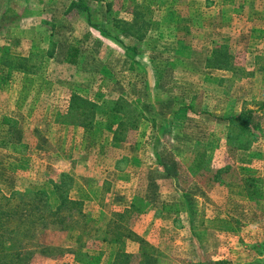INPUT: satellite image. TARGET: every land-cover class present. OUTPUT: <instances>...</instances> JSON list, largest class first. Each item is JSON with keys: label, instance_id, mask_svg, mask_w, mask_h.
<instances>
[{"label": "rangeland", "instance_id": "1", "mask_svg": "<svg viewBox=\"0 0 264 264\" xmlns=\"http://www.w3.org/2000/svg\"><path fill=\"white\" fill-rule=\"evenodd\" d=\"M106 2L109 12L104 3L94 8L109 28L138 13L137 27L146 24L141 42L119 26L111 36L84 39L88 28L66 13L69 0H0V19L9 10L17 17L14 25L8 18L0 23V60L14 52L33 66L25 73L0 65V120L19 121L15 129L0 125V206L20 193L7 206L18 212L5 222L6 231L19 233L2 239L4 249L29 252L28 264H110L118 246L102 244L101 234L114 213L134 205L131 228L155 248L157 264H260L264 200L250 197L241 179L261 174L264 114L255 113L261 134L248 152L226 147L222 119L240 106L258 110L264 103V0ZM70 43L84 53L78 67L61 61ZM135 44L138 53L130 58L126 48ZM222 44L234 58L233 72L208 77L205 58ZM50 50L54 59L43 58ZM72 93L104 108L125 98L144 119L113 148L105 117L96 116L91 130L63 123L72 119L65 111ZM188 103L205 117L178 114L171 121ZM203 151L211 158L209 172L221 170L217 182L189 172ZM62 174L71 177L65 187L82 208L64 207L61 224L35 225L22 235L26 226L17 220L29 210L24 192H47L54 210L53 186ZM165 202L179 204L174 217L162 215Z\"/></svg>", "mask_w": 264, "mask_h": 264}, {"label": "trees", "instance_id": "2", "mask_svg": "<svg viewBox=\"0 0 264 264\" xmlns=\"http://www.w3.org/2000/svg\"><path fill=\"white\" fill-rule=\"evenodd\" d=\"M101 3L105 4L106 12L110 11V4L106 0H69L66 13H74L80 18V20L88 28V31L82 36L84 39H87L92 35L100 36H111V28L121 27L122 35L126 38L135 39L138 42H141L144 37V28L146 24L141 25L139 29L140 22L138 20V13L134 14L133 20L131 23L128 22H118L114 21L111 24V28L108 27L106 23H103L97 11L94 8V5H100ZM16 12L9 10L8 16H2L0 23L5 24L9 23L8 19H13V23L16 24ZM8 18V19H7ZM139 22V23H137ZM121 24V25H120ZM7 50V49H5ZM54 50V49H53ZM50 50L44 53L43 58H51L54 54ZM127 54L130 58L137 55L138 47L135 45L127 46ZM7 56L1 58L0 65L7 68L9 72L22 71L25 73H32L31 69L33 66L29 64V57H15L6 52ZM42 54V53H40ZM84 53L79 48V46L70 43L66 48L63 56L64 63L72 67H78L82 63ZM42 60V56H39ZM234 58L229 52V46L222 44L218 47H215L211 50L210 55L205 59V67L211 69H218L223 71L233 72ZM30 70V71H29ZM106 78H99L100 81H106ZM136 105L131 101L126 100L125 98H117L113 106L110 108H104L98 103L90 101L85 97L72 93L68 100V107L66 115L71 116L69 122L66 120L63 121L67 125H76L83 129L91 130L94 125L96 116L101 115L108 120L106 130L110 136V143L113 147H118L120 144L125 142L126 134L132 129H137L140 124V121L144 119V115L139 113ZM264 108V103H262L257 109L254 110L251 108H243L238 114L230 115L222 120L226 122V132L224 135V143L226 147L237 152H248L252 149L253 145L259 139L261 134V127L259 122L256 119V111H260ZM1 124L4 126L15 127L16 123L8 116H3L1 118ZM168 127L165 128L167 131ZM26 148V146H22ZM17 148V147H16ZM204 157H207L206 159ZM211 158L203 151L189 166V172L192 175H197L198 173L205 172L209 174L208 182H217L218 175L221 170H217L214 173L209 172ZM61 180L59 183H55L53 188L56 193L57 199L59 201L56 209L52 210L50 206V198L47 192L37 190L32 191L28 190L24 193L29 195L27 201L22 200V205L29 208L28 211L22 213L19 216L18 222H21L26 226L22 235H27L29 232V227L35 225H40L41 227L49 224L50 221H57L62 223L61 218H57L58 213L64 208H76L80 211L81 202L72 200L69 195L70 185L67 184L65 187V178L71 180L67 174H62L60 176ZM242 183L245 186L248 195L254 199L264 200V140H263V151H262V160H261V174L259 176H247L243 177ZM69 185V186H68ZM18 192H12L11 198L13 199ZM11 198H4L5 202L0 206V230L6 233L0 234V264H28L32 254L25 252V250H19L12 252L13 254L7 252L4 249L3 241L6 236H17L18 231L12 229L9 231L5 230V222H8L12 217L16 215L15 210H7V206L10 203ZM40 205L43 206L41 211ZM178 203L175 204H162V210L169 214H177ZM138 209L134 205H130L128 208L123 209L119 213H114L111 218L108 220L107 225L104 231L101 234L100 242L106 245H116L118 249L113 253V258L110 264H129L130 260L134 257L139 260V264H157L158 257L157 251L155 248L137 235L131 228L132 217ZM137 246V251L135 253L127 251V248L131 245Z\"/></svg>", "mask_w": 264, "mask_h": 264}, {"label": "crops", "instance_id": "3", "mask_svg": "<svg viewBox=\"0 0 264 264\" xmlns=\"http://www.w3.org/2000/svg\"><path fill=\"white\" fill-rule=\"evenodd\" d=\"M264 11V10H263ZM263 13L264 12H261V14L263 15ZM10 54L11 55H13V56H15V57H20V56H23V55H21V54H18V53H14V52H10ZM210 55V54H209ZM64 56V55H63ZM23 57H25V56H23ZM28 57V56H27ZM208 57V56H207ZM206 57V58H207ZM205 58V59H206ZM54 58L53 57H51V58H48V60H53ZM62 61V63L64 64V65H67V66H69L68 64H66V63H64V60L62 59L61 60ZM203 67H204V70H205V72H206V75L209 77L211 74H212V72H214V73H216V72H221V73H224V72H226V71H223V70H218V69H211V68H206L205 67V62L203 63ZM260 72H264V68L260 71ZM257 73L255 72L254 73V78H256L257 77V75H256ZM223 77V76H222ZM221 79V78H220ZM207 83H210V81H206ZM206 93V95L208 94L207 92H205ZM77 94H79V93H77ZM80 95V94H79ZM190 105H194V107H193V109L192 110H190L191 109V107L192 106H190ZM67 107H68V102H67V105H66V108H65V111L67 110ZM243 108H245L244 106L243 107H241L240 106V108L238 109V110H234V112H229V115H227V116H230V115H235V114H238ZM198 108H197V106L195 105V104H190V103H188L187 104V106H182V107H180V112L178 113V111H175V112H173L172 113V115L170 116L171 118V121H174V117L175 116H177L178 114H184V115H187L188 113L190 114V113H192V115H195V114H199V116L200 117H205L203 114H206V113H204V112H202V109L201 110H197ZM257 113H259V114H264V108L262 109V110H260V112H257ZM226 116V117H227ZM8 117H10L15 123H16V126L15 127H11V126H4V125H2L1 124V120H0V125L1 126H3L4 128H9V129H15V128H17L19 125V121H18V119H14V118H12L11 116H8ZM189 118H191V117H189ZM223 121V120H222ZM225 121H223V123H224ZM226 123V122H225ZM56 125H60V123H55ZM167 124H169V122H167ZM222 124V123H221ZM173 125V124H172ZM69 126V125H68ZM75 129V128H74ZM78 129H81L80 127L79 128H77V130ZM109 142H110V140H109ZM112 146V145H111ZM113 148H116V147H113ZM120 193H124L125 194V192H127L126 190H125V188L123 187V188H121L120 190ZM123 199H125V198H123ZM165 203H167V202H165ZM165 203H162V204H165ZM175 203V202H174ZM177 203V202H176ZM161 212L163 213L162 215H165L164 216V218L166 217V216H170V217H174L176 214H169V213H167V212H164L163 210H162V205H161ZM165 229H167V227H165ZM133 230V229H132ZM136 233V232H135ZM137 234V233H136ZM138 235V234H137ZM141 238H143L145 241H147V239L146 238H144L143 236H141V235H139ZM149 243V242H148ZM150 244V243H149ZM130 247H134V251H133V253H135L136 251H137V246L136 245H131ZM76 264H86V263H84V262H81V261H77V260H73Z\"/></svg>", "mask_w": 264, "mask_h": 264}, {"label": "built area", "instance_id": "4", "mask_svg": "<svg viewBox=\"0 0 264 264\" xmlns=\"http://www.w3.org/2000/svg\"><path fill=\"white\" fill-rule=\"evenodd\" d=\"M260 264H264V254L260 258Z\"/></svg>", "mask_w": 264, "mask_h": 264}]
</instances>
